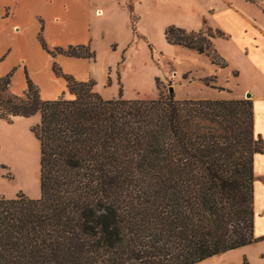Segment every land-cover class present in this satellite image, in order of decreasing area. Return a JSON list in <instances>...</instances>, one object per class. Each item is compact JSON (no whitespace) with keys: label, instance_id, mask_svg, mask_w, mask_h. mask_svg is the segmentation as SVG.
Returning a JSON list of instances; mask_svg holds the SVG:
<instances>
[{"label":"trees","instance_id":"obj_1","mask_svg":"<svg viewBox=\"0 0 264 264\" xmlns=\"http://www.w3.org/2000/svg\"><path fill=\"white\" fill-rule=\"evenodd\" d=\"M137 19L131 8L134 31ZM215 37L227 35L164 29L168 44L225 66L207 50ZM38 39L53 56L96 57L89 44L49 47L43 27ZM53 70L70 96L42 99L27 71L23 94L9 91L14 70L0 77V119L40 115L30 130L41 193L0 194V264H194L264 239L254 235V156L264 141L251 98L179 99L168 90L106 99L92 79L56 62Z\"/></svg>","mask_w":264,"mask_h":264},{"label":"rangeland","instance_id":"obj_2","mask_svg":"<svg viewBox=\"0 0 264 264\" xmlns=\"http://www.w3.org/2000/svg\"><path fill=\"white\" fill-rule=\"evenodd\" d=\"M182 1L129 0V9L125 0L122 3L124 8L115 4L116 10L112 12L116 21L106 25L105 43L97 45L99 55L95 57L96 67L92 71L93 91L109 99L117 98L121 91L124 99L152 100L158 98L160 92L167 93L172 86L175 97L179 99H241L253 92L264 98V40L256 30L245 25L227 39H212L207 50L214 53L215 49L226 60L225 66L212 63L207 53L171 46L166 42L162 28L164 22L172 20L176 24H187L193 18L188 10L180 8ZM233 1L239 11L254 20L255 28L258 31L261 29L264 34V0H250L253 3ZM131 8L137 18L139 16L135 31L133 26L131 28ZM208 27L206 25L202 30L206 31ZM139 31L154 45L150 46ZM254 38L259 40L256 48ZM113 40H118V45L111 48L110 53L102 54ZM206 77H211L209 85L204 82ZM39 120L38 113L13 123L0 119V164L5 166L0 169V194L6 198H14L19 193L30 198L40 197L39 142L30 130ZM254 214L256 230L264 233L263 207H254ZM247 247L246 253L254 260L253 256L256 258L264 248V239ZM244 258L252 264L242 250H237L229 263L242 264ZM210 261L211 258H206L194 264H210Z\"/></svg>","mask_w":264,"mask_h":264},{"label":"crops","instance_id":"obj_3","mask_svg":"<svg viewBox=\"0 0 264 264\" xmlns=\"http://www.w3.org/2000/svg\"><path fill=\"white\" fill-rule=\"evenodd\" d=\"M117 1L0 0V77L14 70L9 91L23 94L27 88L25 78V71H27L29 77L39 87L42 99H55L63 92L66 96H70L66 80L56 75L53 70L54 62L59 64L65 73L73 75L78 80H94L92 71L95 70L96 59L65 54L53 56L42 47L38 32L43 27V37L51 48L66 47L71 44H89L95 50L96 55H99L97 45L105 43L106 25H111L116 21L113 17L114 12H112L116 10L115 4L124 8L122 4L124 0ZM135 1L140 2V0ZM125 4L129 9V0H125ZM179 6L192 14V20L187 24L181 22L176 24L172 20L166 21L162 24L163 30L169 24H176L190 31H197L208 25L223 31L227 39L231 33L243 29L246 25L256 30L257 35L264 40L261 29L258 31L255 28L254 20L244 16L233 0H183ZM129 16L131 20L130 11ZM139 34L150 46L154 45L142 32L139 31ZM262 40L261 43H263ZM253 41L255 48L258 47L259 40L254 38ZM118 43V40L111 41L109 46L106 45L102 54L110 53L111 48L116 47ZM251 100L254 107L255 131L264 141V98L258 92H253ZM20 118L23 117L16 118L15 122ZM254 175V207L264 209V151L254 156ZM256 229L257 219L254 221V235H264ZM247 246L248 244L209 257L211 258L210 264H230V259L237 250L245 252L252 264H264V248L257 253L256 258L253 256L255 263L252 256L246 253Z\"/></svg>","mask_w":264,"mask_h":264},{"label":"water","instance_id":"obj_4","mask_svg":"<svg viewBox=\"0 0 264 264\" xmlns=\"http://www.w3.org/2000/svg\"><path fill=\"white\" fill-rule=\"evenodd\" d=\"M169 91L173 92V87L172 86L169 87ZM250 96H251L250 93H247L246 98H249Z\"/></svg>","mask_w":264,"mask_h":264}]
</instances>
